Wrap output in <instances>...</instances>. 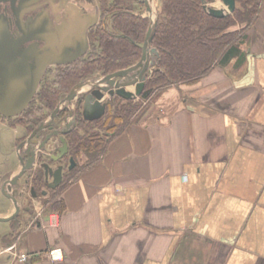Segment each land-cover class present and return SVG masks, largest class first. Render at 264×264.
Instances as JSON below:
<instances>
[{"label": "crops", "instance_id": "crops-1", "mask_svg": "<svg viewBox=\"0 0 264 264\" xmlns=\"http://www.w3.org/2000/svg\"><path fill=\"white\" fill-rule=\"evenodd\" d=\"M246 34L241 59L147 101L61 213L34 199L17 232L0 221V264H264V0ZM18 130L0 120V187L21 168ZM13 211L0 188V217Z\"/></svg>", "mask_w": 264, "mask_h": 264}, {"label": "trees", "instance_id": "trees-1", "mask_svg": "<svg viewBox=\"0 0 264 264\" xmlns=\"http://www.w3.org/2000/svg\"><path fill=\"white\" fill-rule=\"evenodd\" d=\"M160 12L151 47L158 52L155 65L147 74L140 94L149 101L158 92L171 86H192L216 66H225L233 57L242 58L240 46L247 30L256 22L262 0H234L235 9L223 18L208 14L201 0H158ZM109 25L99 26L91 34V48L86 56L73 64L59 67L53 79L44 77L34 100L23 112L20 121L28 131L45 120L46 111L54 110L60 95L95 74L108 75L138 62L149 25L146 17L135 14V0H99ZM207 4L211 0H206ZM142 5L141 3H139ZM140 101L112 96L105 102L104 114L92 121L75 111L76 125L65 134L68 147L65 162L72 158L74 166L65 171L62 181L49 191L44 209L61 213L62 192L70 181L95 166L106 153L109 142L132 123ZM65 111L59 113L60 118ZM11 230L18 231L17 223Z\"/></svg>", "mask_w": 264, "mask_h": 264}, {"label": "water", "instance_id": "water-1", "mask_svg": "<svg viewBox=\"0 0 264 264\" xmlns=\"http://www.w3.org/2000/svg\"><path fill=\"white\" fill-rule=\"evenodd\" d=\"M3 1L6 0H0V8ZM136 1L142 3L147 12L150 14L152 13L151 3L153 0ZM220 1L226 7V10L209 6L206 0H201V3L209 15L216 18H223L234 11L235 1ZM157 15L158 14L154 15V19L151 20L148 25L141 48V56L136 64L103 77L79 82L69 91L65 98L60 101L50 114L48 120L40 123L35 131H33L31 137L37 131L49 127L53 118L61 108L67 109L68 116H70L71 119L66 123L65 128L59 131H53L38 145L36 140L31 139L32 144L28 147L29 151L27 153L29 157L25 161V164H23L22 159L19 158L21 168L19 172L8 181V191H11V186L17 185L18 179L25 171L33 166L36 151L42 150L46 141L52 135H59V140L62 144L59 149L58 157L63 156L67 152V145L63 136L72 130L76 122L73 112L69 109L71 101L77 98L78 104L82 106L81 114L83 119L92 121L100 118L104 114L105 103L103 100L106 95L109 97L116 95L127 100L140 96L147 73L150 72L149 68L154 64L158 56L157 50L155 48H150L157 25ZM16 18V26L23 36L15 33V37L13 38L10 32L9 18H6L4 14L0 12V115L4 118H11L19 115L30 105L37 92L38 85L49 65L72 63L87 50L86 37L84 39V47L77 49L75 52L67 48V45H69L67 44L68 41L63 39L60 40L58 48H56L55 39L47 30H43V35L40 38L45 41V45L41 49L35 48V44L25 47L24 44L29 39L31 40V37L29 36L26 39L25 34L27 31H25V25L21 24L20 15L17 14ZM131 87L134 89L133 91L129 90ZM84 88H88L89 91L82 96H78V93ZM61 179V169L58 168L54 173L53 183L50 184V187H56L61 182ZM3 193L6 197L14 200L12 192L8 193L4 191ZM17 212L18 208L15 205L14 213L6 218L0 217V221L11 220L16 216Z\"/></svg>", "mask_w": 264, "mask_h": 264}, {"label": "flooded vegetation", "instance_id": "flooded-vegetation-1", "mask_svg": "<svg viewBox=\"0 0 264 264\" xmlns=\"http://www.w3.org/2000/svg\"><path fill=\"white\" fill-rule=\"evenodd\" d=\"M0 12L3 13L6 18H9L10 32L12 33L13 38L15 37V33L23 36L16 26V15H20L21 24L25 25V31L28 32H26L25 37L26 39L29 36L31 37V40L29 39L24 44L25 47L35 44V48L41 49L45 45V41L40 39L43 35V30H47L51 33L52 37H54L56 48H58L60 40L63 39L68 41L67 44L69 45H67V48L73 52L84 47V39L86 37L87 50L74 62L86 56L90 51L92 31L99 26L105 25V13L99 0H6L1 3ZM74 62L49 65L42 79L47 72H49L50 67H54V72H56L59 67L69 66ZM42 79L38 85L37 91L40 87ZM23 112L11 118H4L0 115V120H5L11 127H18L23 130L24 133L21 137L17 138L16 144L19 149L18 158H21L23 164H25V161L29 157L27 153L29 151L28 147L32 144L31 139L36 140L37 145L40 144L46 136L53 131H59L65 128L66 123L69 122L71 118L70 116H67L64 120V126L60 127L58 120L61 119L59 116L61 111L59 110L49 127L37 131L31 137V134L40 125V123L48 120V118L39 122L34 128L28 131L26 126L21 124L20 121ZM68 118L70 119L68 120ZM74 128L75 126L72 130ZM51 144L54 145V148L48 150V147ZM61 145L59 135H52L46 141L42 150L36 151L33 166L27 170L28 172L31 170V172L28 174V172L25 171V173L18 179L17 185L11 186V191L7 190L9 180L2 182L0 187L1 192H12L14 200L8 197L7 198L12 201L14 210L15 205L18 208L16 216L10 220L12 223L19 222L20 215L22 213L29 212V206L32 200L40 199V202L44 207L43 201L48 196L49 191L57 187H50V184L53 183L54 173L56 170L60 168L61 176L63 177L65 171L70 170L74 166L75 163L72 158L67 159V165L64 159L68 153V147L67 152L63 156L58 157ZM56 157L58 158L54 159ZM22 200L25 201L24 204H22Z\"/></svg>", "mask_w": 264, "mask_h": 264}, {"label": "rangeland", "instance_id": "rangeland-1", "mask_svg": "<svg viewBox=\"0 0 264 264\" xmlns=\"http://www.w3.org/2000/svg\"><path fill=\"white\" fill-rule=\"evenodd\" d=\"M208 5L209 6H213V7H215V8H222V9H225L226 10V7L223 5V3L220 1V0H211V2H209L208 3ZM133 7H132V11H133V13H135V14H138V15H141V16H143V17H146L147 19H148V21H149V23H150V21L151 20H153L154 19V15L155 14H159V12H160V6H159V1L158 0H153L152 1V3H151V8H152V13L150 14L149 12H147V10H146V8L143 6V5H140L139 3L138 4H133L132 5ZM158 16V15H157ZM105 23L107 24V26L109 25V19H110V16H105ZM150 48H152L151 47V45H150ZM155 62H156V59H155V61H154V64L152 65V66H150V71L152 70V68H153V66L155 65ZM50 70H49V72H47V74L44 76V77H46V78H49V80H52L53 79V74L55 73L54 72V67H50L49 68ZM149 73V72H148ZM147 73V74H148ZM103 76H106V75H101V74H95L93 77H91L90 79H96V78H98V77H103ZM88 80V79H87ZM82 82V81H81ZM129 90H134L132 87L131 88H129ZM89 91V89L88 88H84V89H82L79 93H78V96H82L84 93H86V92H88ZM69 92H67V93H62L61 95H60V99H59V102H58V104L60 103V101H62L63 100V98H65V96L68 94ZM111 97H109L108 95H106V97H105V99L103 100V102L105 103L106 101H108L109 99H110ZM134 102H136V101H140V102H142V104H143V108H145L146 107V102L147 101H142L141 99H140V96H136L135 98H133L132 99ZM80 109V111L82 110V106L81 105H79L78 104V102H77V98L76 99H74L73 101H71V103L69 104V109L73 112V116H75V111L77 110V109ZM143 108H141L140 110H139V112H138V114H140V112L143 110ZM62 110H64L65 111V113H64V115L62 116V118L61 119H59L58 120V123H59V125H60V127H63L64 126V120H65V118L68 116V114H67V109L65 110L64 108H61L60 109V111H62ZM51 112H52V110H49V111H46V114H47V116H46V118L45 119H47V118H49V116H50V114H51ZM137 114V115H138ZM70 118H68V120H69ZM19 132L21 131L20 129L18 130ZM52 148H54V145L53 144H51V145H49V147H48V150L49 149H52ZM40 200V199H39ZM42 201V200H41ZM24 200H22V204H24ZM31 202V201H30ZM32 203V202H31ZM34 213V212H33ZM50 213H53V212H48L47 210H43V213H42V215L41 216H43V215H46V214H50ZM22 217L23 216H25V213H22V215H21ZM21 220V219H20ZM5 230H7V224L6 223H0V232H5Z\"/></svg>", "mask_w": 264, "mask_h": 264}, {"label": "built area", "instance_id": "built-area-1", "mask_svg": "<svg viewBox=\"0 0 264 264\" xmlns=\"http://www.w3.org/2000/svg\"><path fill=\"white\" fill-rule=\"evenodd\" d=\"M49 256L52 260H56V259L61 257V254H59V250L58 251L52 250L49 252ZM17 258L20 262H24L28 258V254H26V253L18 254Z\"/></svg>", "mask_w": 264, "mask_h": 264}]
</instances>
